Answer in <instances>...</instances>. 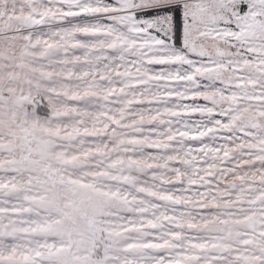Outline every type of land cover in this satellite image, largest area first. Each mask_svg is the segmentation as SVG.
<instances>
[{
  "label": "snow or ice",
  "instance_id": "6c2138e0",
  "mask_svg": "<svg viewBox=\"0 0 264 264\" xmlns=\"http://www.w3.org/2000/svg\"><path fill=\"white\" fill-rule=\"evenodd\" d=\"M0 264H264V0H0Z\"/></svg>",
  "mask_w": 264,
  "mask_h": 264
}]
</instances>
